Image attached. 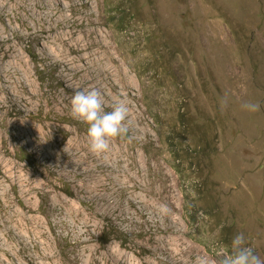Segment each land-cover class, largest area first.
<instances>
[{"label":"rangeland","instance_id":"obj_1","mask_svg":"<svg viewBox=\"0 0 264 264\" xmlns=\"http://www.w3.org/2000/svg\"><path fill=\"white\" fill-rule=\"evenodd\" d=\"M5 1L0 44L20 52L19 62L27 69L26 79L11 70L9 77L16 86L11 88L13 100L0 102V156L6 162H0V180L7 185L10 202L25 210L17 198L20 192L1 170L13 171L14 178L21 175L26 182L42 183L29 194L36 210H26L38 218L29 226L33 237L42 241L41 250L47 245L53 253L39 263L104 264L108 253L115 251L123 253V264H193L197 256L219 264V248L238 233L264 259V0H91L109 42L108 51L101 48L107 63L134 81L129 99L135 110L129 119L138 130L130 122L131 139L112 141L113 146L122 144L129 159L143 169L137 180L142 187L137 189L145 199V213L139 205L134 208L124 193L112 194L124 183L116 186L109 175H103L97 190L108 199L103 204L95 197L96 181L83 189L78 170L64 159L65 152L59 153L63 159L59 167L46 158L55 140L86 138L87 125L72 118L70 99L74 91L88 89L82 85L90 75L78 73L71 84L61 73L66 68L55 70L43 50V40L48 41L51 32L42 31L41 23L36 24V32L29 26L33 16L28 7L33 1ZM118 5L126 7L120 20L127 31L115 30L112 23L110 12ZM78 6L86 10L84 0ZM9 59L4 56V63L9 64ZM95 85L92 88L102 93L110 110L117 88L109 80ZM6 96L3 92L2 98ZM225 97L228 103L221 108L219 102ZM248 101L258 103L260 110H241ZM12 118L19 120L27 137L21 146L11 145L7 154L4 139L11 140L7 121ZM86 142L79 150L90 157ZM170 143L183 144L179 170ZM91 159H87L90 165ZM2 191L0 235L5 229L1 215L11 211ZM73 206L94 220L89 233L70 215ZM173 221L182 229L170 231ZM171 237L175 241L167 243ZM33 240H25L26 263L36 251ZM10 242L16 248L23 246L15 232ZM91 246L99 254L94 256ZM5 256L12 261L11 255Z\"/></svg>","mask_w":264,"mask_h":264},{"label":"bare ground","instance_id":"obj_2","mask_svg":"<svg viewBox=\"0 0 264 264\" xmlns=\"http://www.w3.org/2000/svg\"><path fill=\"white\" fill-rule=\"evenodd\" d=\"M4 1L0 0V12L3 11L7 6L6 1ZM31 1H33V4L29 5L28 10L33 16V23L29 22V26L31 29H33V32H36L38 31L35 29L37 27L36 24L38 25V23H41L42 31L51 32L50 34L47 33L48 35L46 37L48 41H51V44L48 43V41L42 39V45L47 57L53 60L55 63V70L58 71L60 68H66L64 71H61V73L67 77V80L70 81L71 84H75L74 80L78 73L83 75L89 74L90 76L83 78L84 82L82 85L88 89H92L94 84H96V87H100L103 80H109L118 91V94L112 97L113 102L123 99L130 108L129 116H131L135 109L131 100L129 99V95L132 91L130 88H132L134 85V81L130 75L122 72L118 73L115 67L113 68L107 63L106 56L101 51V48H104L108 51L109 42L107 40V36L104 34L103 29L100 27L102 21L96 16L94 8L92 7V1L84 0L86 6L85 11H82L79 8V0ZM38 7L41 9L40 11H36ZM68 10H70L71 13H69ZM12 48L14 47H11V49ZM0 50H3V54L1 53L2 56L0 55V102L3 103L2 100L12 102L13 96L10 94L11 88L16 90V86L14 84L15 82L9 77V73L12 69H15L18 71L19 77L23 75V77L26 79L24 69L27 68H25V66L21 65L19 62V60H22L23 58L20 52H11L10 48H4L3 43L0 44ZM74 52L77 53V55H72ZM4 56H9V64H6V62L4 63ZM97 71H102L101 74H105L100 81L98 80V76L101 74L96 76ZM91 80H95L96 83L90 84ZM3 92L7 93L5 99L2 98ZM12 108L14 111H17L15 107L12 106ZM135 120H139V117H136ZM7 125L8 132H10L11 135V140H6V138L4 139V148L7 154H10V146H21L22 140L27 137V132L26 129L23 128L19 123L18 119H9L7 121ZM29 126H32V124L25 125L24 127L28 128ZM131 127L135 130H138V126H136V123L134 122H131ZM86 140L87 138H79L77 142L73 140L65 142L64 140L57 139L55 140L57 144H50L53 152L51 154L47 153L46 158L54 159L56 166L59 167V162L63 160L61 156L59 157V153H61V151L65 152L66 155L64 159L69 162V166L71 168H73L75 171L78 170L77 172H79V176L77 179L83 183V189L87 188L86 186L88 182H92L93 179L96 181V183L93 184L95 189V197L100 198L103 204L108 199L104 196V194H99L97 191L101 190L102 184L100 183V180H102V176L109 175V177L113 179V182L116 186L124 183L125 185L121 187V190L114 188L112 194L118 191L124 193L129 197V199H131V205L134 208L139 205L141 208H143V213H145L147 211L146 209L144 210L145 199L142 196L140 190L137 189L138 186L140 189L142 187V184L137 183L138 178L143 172L142 167L137 164L135 160L129 159V153L124 151V146L122 144L118 143V145H114V147L112 140L110 141V149L105 154L96 155L90 152L92 156L86 157V155L79 150V148L83 146V142ZM28 145V151H33V148L28 147ZM29 146L32 147V145ZM85 146L88 148L87 142ZM91 157L92 159L90 162L92 163L90 165V163L87 162V159ZM73 158L76 159L75 162L72 160ZM127 158L129 159V163L125 164ZM137 158L139 159L138 155ZM0 162L4 164L6 163L2 156H0ZM8 163H11V161ZM135 166H137V169H135ZM1 173H4L7 176V180L11 182V185H15L17 190L20 192L17 195V198L19 201L24 203V208L27 207V209L35 211L36 207L34 205L33 206L35 208L31 206L29 194L35 186H41L42 183H35L32 180L26 182V179L21 175H18L16 178H14V175H12L13 171L4 172L1 170ZM1 180L0 189L1 191L3 190V199L9 202L8 207L11 208V211L1 215V226L5 227V229L3 228L4 230L0 235V264H47L46 262L39 263L38 259L52 258L53 253L50 250V247L45 244V247H43L44 251L41 250L40 244H42V241L36 237H33L29 226L30 224L36 222L38 218L36 219L34 215L28 214L26 211L27 209H18L13 203L10 202L7 192V185H5L6 183H3L4 179L2 181ZM74 193L75 195L79 193L78 189H75ZM83 213L84 211H82L77 206H73V208L70 210V215L75 216L77 218L76 222L81 224L82 227H87V233H89L91 227L95 225V222L93 219L87 218ZM154 222L157 227L161 225L159 220H155ZM170 228V231H178L182 229L176 221L171 222ZM12 232H15L16 236L20 239L21 244L23 245L21 248H16L11 244L10 239L12 237ZM82 234L84 235L86 233L83 232ZM29 238L34 239L33 241L35 243L34 247L36 251L30 255L28 262L26 263L22 256V251L26 247L25 240ZM175 239L176 238L174 237L167 238L166 242L172 243L175 241ZM91 250L93 251L92 253L94 256L96 255V252L99 254V250L97 251V249L94 247H92ZM161 251H163V253L167 252V250L164 249ZM5 255H11L13 257L12 261H8ZM108 257L109 259L106 258V262L104 264L125 263L124 255L121 252L115 253V251H112L111 254L108 253Z\"/></svg>","mask_w":264,"mask_h":264},{"label":"clouds","instance_id":"obj_3","mask_svg":"<svg viewBox=\"0 0 264 264\" xmlns=\"http://www.w3.org/2000/svg\"><path fill=\"white\" fill-rule=\"evenodd\" d=\"M219 103L223 108L228 103L227 98H222ZM241 110L255 113L260 110V105L248 101L241 105ZM70 114L73 119L87 125V145L89 151L96 155L108 152L110 141L114 138L131 139L128 136L130 108L123 99L114 101L110 110H106L103 95L99 90H76L70 99ZM218 255L219 264H264V259L247 245L243 233L236 234L229 246H221ZM193 264H211V261L207 256H197Z\"/></svg>","mask_w":264,"mask_h":264},{"label":"trees","instance_id":"obj_4","mask_svg":"<svg viewBox=\"0 0 264 264\" xmlns=\"http://www.w3.org/2000/svg\"><path fill=\"white\" fill-rule=\"evenodd\" d=\"M125 8L126 7H124V6L118 5L114 9H112L110 12V14L112 15V23L114 26H116L115 30L120 31V32L127 31L126 26L121 25L122 22L120 20V17L123 15ZM130 22L131 21H129L128 24H130ZM166 132L168 134H170L172 132V130H168ZM168 139L171 140V139H175V138L168 137ZM177 140H179V137H177ZM170 145H171L170 148L173 150L172 154L174 155V161H175L174 164L176 166V169L179 170L180 166L183 164V160H182V157L180 155V152L184 151V149L181 148L183 144L178 145L177 143H175V145H173V143L172 144L170 143ZM173 148H175V149H173ZM225 242L226 243L224 245L226 247V246L230 245L231 241L228 240ZM228 250L230 251V248Z\"/></svg>","mask_w":264,"mask_h":264}]
</instances>
